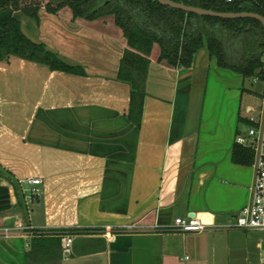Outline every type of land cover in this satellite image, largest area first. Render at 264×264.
<instances>
[{
	"label": "crops",
	"instance_id": "1",
	"mask_svg": "<svg viewBox=\"0 0 264 264\" xmlns=\"http://www.w3.org/2000/svg\"><path fill=\"white\" fill-rule=\"evenodd\" d=\"M64 9L24 16L21 29L84 75L0 61V264H261L260 232L227 226L254 176L231 160L241 127L231 141L230 128L218 138L191 125L195 70L159 63L157 44L136 125L117 78L122 31ZM28 177L41 179L39 193ZM191 212L204 231L166 229Z\"/></svg>",
	"mask_w": 264,
	"mask_h": 264
},
{
	"label": "trees",
	"instance_id": "2",
	"mask_svg": "<svg viewBox=\"0 0 264 264\" xmlns=\"http://www.w3.org/2000/svg\"><path fill=\"white\" fill-rule=\"evenodd\" d=\"M221 12H255L264 16V0H174ZM69 8L72 19L88 21L111 16L125 38L117 78L130 86L129 118L139 125L145 96L144 79L154 44L157 61L172 68L190 69L195 54L205 48L217 67L243 78L264 79V27L255 18H220L198 15L154 0H0V61L11 56L44 64L51 70L84 75L79 65L65 62L43 43L21 29V16L38 19L41 9L57 13ZM248 119L239 117V122ZM237 135L239 130H236ZM253 150L236 142L231 160L251 165ZM14 185L16 183L14 182Z\"/></svg>",
	"mask_w": 264,
	"mask_h": 264
},
{
	"label": "rangeland",
	"instance_id": "3",
	"mask_svg": "<svg viewBox=\"0 0 264 264\" xmlns=\"http://www.w3.org/2000/svg\"><path fill=\"white\" fill-rule=\"evenodd\" d=\"M67 9L63 10L64 13L71 11L69 8ZM21 19L25 20L27 24L28 19L24 16H21ZM109 19L113 20L111 16L108 17ZM200 52L207 53L206 49L202 48L197 52V55L195 54L193 68L196 77L191 95L189 122L194 127H197L201 122L203 134L213 129L218 138L225 137L227 129L230 128L229 135L232 141L235 127H241L243 134H246L248 130V123L238 120L239 116L249 117L245 111L247 104L251 103L256 108L253 116L264 120V113L260 114L259 112L260 109L264 111L262 82L254 77L243 78L233 71L222 70L216 67L213 60H209L210 64L207 67V59H205L206 57L201 58ZM255 238L260 240L262 234L256 233Z\"/></svg>",
	"mask_w": 264,
	"mask_h": 264
},
{
	"label": "built area",
	"instance_id": "4",
	"mask_svg": "<svg viewBox=\"0 0 264 264\" xmlns=\"http://www.w3.org/2000/svg\"><path fill=\"white\" fill-rule=\"evenodd\" d=\"M262 70L264 71V56L262 57ZM261 81L263 84L262 93L264 95V79ZM262 113L264 111L261 109L260 114ZM248 120L253 125L248 127L246 134L240 133L236 135L235 142L249 147L254 153L252 162L254 176L250 186V197L238 213L229 220L227 226L238 229L256 230L262 234L259 248L260 262L264 264V120L261 118L257 119L252 115L248 117ZM21 181L32 185V189L30 190L32 194L39 193L40 190L36 185L41 183L40 178L28 177ZM206 227L207 225L198 217L186 215L185 217H176L171 224L166 226V229L178 232H202ZM126 228H133V225L129 224ZM71 243V236H63L62 245L64 248H68Z\"/></svg>",
	"mask_w": 264,
	"mask_h": 264
},
{
	"label": "water",
	"instance_id": "5",
	"mask_svg": "<svg viewBox=\"0 0 264 264\" xmlns=\"http://www.w3.org/2000/svg\"><path fill=\"white\" fill-rule=\"evenodd\" d=\"M159 2L162 5L169 6L171 8H176L183 10L185 12H193L198 15H207V16H215L220 18H239V17H248V18H255L261 22V24L264 27V16L261 14L255 13V12H221V11H215L212 9H206L201 8L198 6L188 5L183 2H177L174 0H154ZM190 216H193L194 214L191 212L189 214Z\"/></svg>",
	"mask_w": 264,
	"mask_h": 264
}]
</instances>
